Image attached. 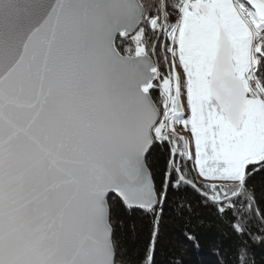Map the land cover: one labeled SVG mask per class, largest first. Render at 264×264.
Returning <instances> with one entry per match:
<instances>
[{"label": "snow or ice", "instance_id": "6c2138e0", "mask_svg": "<svg viewBox=\"0 0 264 264\" xmlns=\"http://www.w3.org/2000/svg\"><path fill=\"white\" fill-rule=\"evenodd\" d=\"M260 171L264 0H0V264H117L110 201L155 215L182 186L249 264Z\"/></svg>", "mask_w": 264, "mask_h": 264}, {"label": "trees", "instance_id": "16d2710c", "mask_svg": "<svg viewBox=\"0 0 264 264\" xmlns=\"http://www.w3.org/2000/svg\"><path fill=\"white\" fill-rule=\"evenodd\" d=\"M167 155L166 146H157L148 158L158 190ZM187 168L189 177L199 182L191 161ZM248 184L256 200L264 201V171L253 174ZM110 203L114 239L118 244L117 264H141L157 217L153 264H237L240 238L230 227V214L222 216L216 206L206 202L190 186L170 187L155 215L127 209L118 199ZM252 231L255 233L257 229ZM244 239L249 245V264H264V243L254 242L247 236Z\"/></svg>", "mask_w": 264, "mask_h": 264}, {"label": "rangeland", "instance_id": "374dc122", "mask_svg": "<svg viewBox=\"0 0 264 264\" xmlns=\"http://www.w3.org/2000/svg\"><path fill=\"white\" fill-rule=\"evenodd\" d=\"M177 132L180 133L181 135H188V133H186V132L183 131L182 126H177ZM193 155H194V148H193ZM192 166H193V169H194L193 163H192ZM194 171H195L196 179L199 182L204 183L203 179L198 176V172L195 169H194Z\"/></svg>", "mask_w": 264, "mask_h": 264}, {"label": "water", "instance_id": "95a60500", "mask_svg": "<svg viewBox=\"0 0 264 264\" xmlns=\"http://www.w3.org/2000/svg\"><path fill=\"white\" fill-rule=\"evenodd\" d=\"M153 59H155V57H153ZM118 199V198H117ZM158 207V206H157ZM134 209H138V210H141V211H144V210H142V209H139V208H134Z\"/></svg>", "mask_w": 264, "mask_h": 264}]
</instances>
